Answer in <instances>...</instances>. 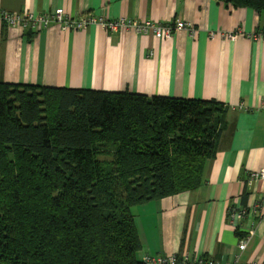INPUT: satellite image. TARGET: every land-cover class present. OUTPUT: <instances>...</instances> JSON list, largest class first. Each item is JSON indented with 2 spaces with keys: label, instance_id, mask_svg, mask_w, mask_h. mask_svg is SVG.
<instances>
[{
  "label": "crops",
  "instance_id": "obj_1",
  "mask_svg": "<svg viewBox=\"0 0 264 264\" xmlns=\"http://www.w3.org/2000/svg\"><path fill=\"white\" fill-rule=\"evenodd\" d=\"M57 8L74 18L195 25L196 35L180 30L156 39L98 23L78 31L50 24L35 32L0 20V81L223 103L228 129L206 165L204 183L133 208L140 256L264 263V179L247 184L250 173L264 169V12L225 0H0V10L13 13ZM247 205H258L260 214L230 217V208Z\"/></svg>",
  "mask_w": 264,
  "mask_h": 264
},
{
  "label": "trees",
  "instance_id": "obj_2",
  "mask_svg": "<svg viewBox=\"0 0 264 264\" xmlns=\"http://www.w3.org/2000/svg\"><path fill=\"white\" fill-rule=\"evenodd\" d=\"M225 1L264 12V0ZM226 111L0 81V264H147L133 208L204 183Z\"/></svg>",
  "mask_w": 264,
  "mask_h": 264
},
{
  "label": "built area",
  "instance_id": "obj_3",
  "mask_svg": "<svg viewBox=\"0 0 264 264\" xmlns=\"http://www.w3.org/2000/svg\"><path fill=\"white\" fill-rule=\"evenodd\" d=\"M0 20L11 27L18 28L21 31H24L25 28H28L29 26L40 31L42 28H45L52 23H56L63 30L78 31L84 30L90 24L98 23L107 30H134L135 32L141 34H152L156 39L170 37L172 34L180 30H187L193 35H196L195 25L191 22H186L180 19L171 23L163 24L151 20L136 22L126 20L125 18H119L117 20H104L103 18H97L91 14L74 18L68 15L64 9L61 8H57L53 12L43 13L40 15H35L28 11L13 13L0 10ZM211 35L213 36L214 33L211 32ZM227 36L229 38L233 37L232 33H229ZM258 179H264V169L250 173L247 184L251 185ZM250 210H252L253 213L260 214V207H258V205H254L252 207L247 205L245 207L230 208L229 214L233 219H243ZM253 234L254 229L251 228L248 232V236L240 240L239 248L241 250L247 248ZM143 260L147 264H264L258 263L257 261L241 262L239 259H234L229 262H221L207 257L190 258L187 255L179 257L175 254L167 256L144 255Z\"/></svg>",
  "mask_w": 264,
  "mask_h": 264
},
{
  "label": "rangeland",
  "instance_id": "obj_4",
  "mask_svg": "<svg viewBox=\"0 0 264 264\" xmlns=\"http://www.w3.org/2000/svg\"><path fill=\"white\" fill-rule=\"evenodd\" d=\"M3 11H6V12H9V11H7V10H3ZM29 12V11H28ZM52 24H56V23H52ZM48 27V26H47ZM47 27H45V28H47ZM28 28H32L31 26H29ZM27 27L25 28V30L26 29H28ZM42 30V29H41ZM35 32H39L38 30H35Z\"/></svg>",
  "mask_w": 264,
  "mask_h": 264
}]
</instances>
